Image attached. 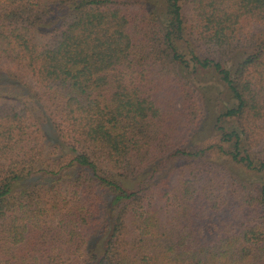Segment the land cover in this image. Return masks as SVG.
Instances as JSON below:
<instances>
[{
    "label": "trees",
    "instance_id": "trees-1",
    "mask_svg": "<svg viewBox=\"0 0 264 264\" xmlns=\"http://www.w3.org/2000/svg\"><path fill=\"white\" fill-rule=\"evenodd\" d=\"M0 264H264V0H0Z\"/></svg>",
    "mask_w": 264,
    "mask_h": 264
},
{
    "label": "rangeland",
    "instance_id": "rangeland-1",
    "mask_svg": "<svg viewBox=\"0 0 264 264\" xmlns=\"http://www.w3.org/2000/svg\"><path fill=\"white\" fill-rule=\"evenodd\" d=\"M187 8V5H185L184 9L186 10ZM193 76H194V84L197 88V92L199 91V93L202 92V86L203 85H208V87L206 88H210L209 90V94L212 96L211 98V105H208L207 106V102H204V107L202 108V114L201 115V119L199 120V123H200V126L199 128H201V125H202V120H203V116H207V113H205V111H209L208 108H211V109H217V107H219V105H221L222 103H226L229 95L227 93V91L224 90L223 86L218 84L217 83V80L215 78L214 75H212L213 73L211 72H200V71H197V72H192L191 73ZM205 92H208L207 90H205ZM218 96L219 98H217L216 100L213 99V96ZM204 101H206V99H204ZM212 111V110H211ZM208 115H209V112H208ZM199 125V124H198ZM198 128V127H197ZM196 129V127H195ZM203 135L202 134H199L197 136H194V137H191V138H199V137H202Z\"/></svg>",
    "mask_w": 264,
    "mask_h": 264
}]
</instances>
